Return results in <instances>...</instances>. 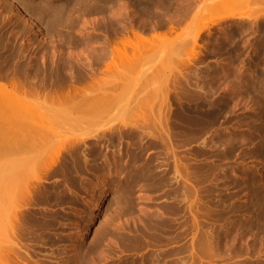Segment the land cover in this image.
<instances>
[{
  "label": "rangeland",
  "instance_id": "rangeland-1",
  "mask_svg": "<svg viewBox=\"0 0 264 264\" xmlns=\"http://www.w3.org/2000/svg\"><path fill=\"white\" fill-rule=\"evenodd\" d=\"M102 2L107 1L69 0L68 3V0H0V41L5 42V44L7 45L5 48L0 47V69L2 70V72L8 71V76L14 75L17 78L25 79L24 76L26 74L32 75L33 73H35L33 71L36 69V71H38L37 74L39 75V77H41L44 75L43 68H59L58 70L55 69L54 71H52V73L55 72L53 74L55 75V78L53 76V81H61V73L65 71V68H69V65L66 67L65 61L67 59H61V56H59L58 58L56 57V59L58 60L57 63L51 65L50 55L52 54L53 43L54 47L55 45H57L59 54L62 55V57H64V51L66 49L68 50L70 46V50L73 52L75 51L74 54L76 56H78V51L80 50V52L82 53V55H80L81 53L79 52L80 56L86 54L87 56L89 55V59H92L96 54H92L89 51V48L96 49L97 47L100 48V46L91 44L94 41L89 42L88 45L85 46L84 42L81 41L83 33L84 35L94 34L96 32H99L100 29V32L103 31L102 33H111L119 30L121 33L124 32V30L116 28L120 21H123L124 19L119 20L110 17L112 18L111 20L109 17H107L110 19L108 20L107 18L103 19L101 17L102 12L101 10H99V8H97L96 4H100ZM179 2V0H175V4L173 6L171 5V7H168V5L167 7L165 5H161L160 7L157 6L158 8H152L151 10L153 12L150 10L151 13L155 14V9H167L166 11L168 12V15L170 13L169 10H172L171 13L173 14L171 15L177 14L176 16H173L171 18L174 19L175 22L173 20L171 21L170 19L166 20L165 23L163 21V24L161 25L159 21L151 19V24L157 22V24L159 23L160 25H156L155 29H145V32L141 30L142 25H132V28L134 26V30L139 33H151L152 35L153 32L155 33L159 31L161 34L157 36L150 35L153 38L150 37L151 40H149L148 38L147 41L145 40L143 41V43L141 42V44L140 42H133L134 44H129L130 46L127 45V47H123L124 45L121 47V45L118 44L120 48V52H118L120 54L118 53V56H115V53L117 54V52H115L114 56L112 57L113 61L111 60L112 62H114L115 60V64L117 63V65L115 66L116 68H105L104 66L106 65V63L102 60H100L98 63L95 62V65L102 67L99 73H101L103 80H112L116 84V88L111 90V93H109V97L101 99V101H103V103L107 105V108L103 111L102 114L98 116V123H89L84 120L85 123H80L81 125L78 127L75 126L76 128L73 131L69 130L67 127L60 128L59 126L57 130L60 129L61 134L65 136H69L72 133L81 135L90 131H94L102 123L109 122L114 119L125 118L127 122H130L133 120L134 116H137V113H139V115L140 113H144L145 115L150 117L149 114L150 112H152L150 110L152 104L154 106L152 116L156 117L159 112V108L162 110L161 113L165 111L164 108H166V106L163 102V90L166 84V75L169 72H171V74L173 73V76L174 72H177L178 75V69L182 66V64L180 63L181 60L179 59L183 56H187L191 51L192 46L190 43H188V41L191 42L190 39L191 37H193L197 30V26H195L189 18L190 15H188L186 19H179V17L181 16V14L179 13ZM64 4H66L65 9L62 8ZM227 4L229 6L224 5L222 7L220 6L217 9L210 8L208 10L209 5L207 6V9L206 6L203 7V11L199 14L210 16V23L207 22L210 26H208L203 31L202 35L198 38V42L200 44L198 43V45H196V48L198 49V47L200 46L199 49L201 48L200 50L202 51L201 55L204 52L203 55L205 57L203 55H199L198 57L203 58H195L194 60H192L193 62L190 63L191 65L189 66V68L183 70L184 74H179L178 76L174 77L172 76L173 78L171 77L172 79L168 81H170V84L173 82L172 84H175L177 87L179 85H182V83L186 81L184 77H187V81L189 80L188 82L192 84H194V82L196 81L199 82V84H202L206 81V79L199 76L198 78L196 77L195 70L197 68H209V66L211 68V65L213 68H232L233 74L229 76L227 74L224 75L220 70L217 72L220 76L223 75L221 76L223 78L219 76L220 80L218 77V81L216 79V81L214 80V82L215 84H219L223 87L229 81L228 78L232 77L231 79H234L235 75L236 79L238 78L237 74L235 73L240 71L239 69L243 70V72L249 71V91L247 92V94H245L244 99H241L239 101L240 103L238 105L229 108V112L225 113L227 121L222 124V126H228L229 129H233V126L239 125V129L241 131H246V128L249 124V122H247V119H249L248 113L250 112L249 107L251 103L254 102L253 100L257 101V109H260V107H264V97L262 100H260L257 94V88L259 85L261 86L260 90L264 91V46H262L260 50L256 51L258 53L254 51L255 49L252 48L250 44H247L245 46L246 39L255 41L261 36L263 37L264 32L259 31V36V32H248V30H246V26L249 25V21L251 20L259 21L262 25H264V0H232ZM84 5H86L87 7V9L85 10L83 9ZM174 9L175 11H173ZM60 13L62 14V16L60 15ZM241 15H244V17ZM67 16H69L70 18V21H68L70 22L68 26H66L67 24H63L54 25L53 27H51V23L53 21L57 22V20H59L60 18H67ZM33 17L37 18L40 24L44 27V32L36 30V27L32 22ZM211 17H214L213 19H215L216 17L217 18L211 23ZM219 17L223 19L220 20ZM133 19H135L134 21L139 20L138 17ZM180 23H182L181 25L183 27L180 26ZM189 23H191V25ZM64 26H66V28L70 32L67 31ZM69 26L72 30L69 29ZM173 27H175L176 30ZM78 28L80 29V31ZM97 28L99 30H96ZM209 28L210 30H208ZM230 31L232 32V34L230 33ZM66 32H69V35L66 34ZM126 32L127 31H125V34H128V32ZM130 32L129 34H131L132 37V33ZM257 35L259 38H257ZM64 36H66L67 38ZM74 36L77 37V41H75L76 37ZM72 37H74V41L72 40ZM127 37L128 36H126V38ZM219 37H227L225 41L227 43L224 42L222 45L220 44L218 46H215V48L211 50L210 47H212L213 45H211L210 42ZM221 39H218L219 42L221 41ZM66 40L68 41L66 42ZM62 41L68 43L66 44L67 46L64 45V47L61 44ZM117 41V39L113 41V47L116 45ZM77 42L78 44H76ZM133 46L135 47V49ZM82 48H84V50ZM42 53H44L47 57L46 62H43L41 59ZM209 57L215 58V61L208 62L206 64ZM203 63H205V65ZM79 65L80 63L75 64L73 68L75 67L76 70L73 71H80ZM253 78H257L254 79L258 81L257 84L253 83ZM173 79L176 80L174 81ZM251 79L253 82L251 81ZM39 80H48V78H39ZM136 86H138V88ZM251 89L255 91L253 92V90ZM249 94H252V100L250 104L246 101V98L250 99ZM2 98V95H0V104L4 102ZM27 98L28 100H25L24 102H27L29 106H32L34 107V109H36V112H34L36 120H39V112L42 111L45 114L50 112V99L45 101L43 103L44 105L40 107L38 104H34L36 102L33 101L34 98L32 96L28 95ZM19 101L20 100H11L10 104L6 107L16 109L18 108V105L20 108L22 105L20 106ZM61 103L67 104L68 101L63 99ZM233 103L234 102H230L229 105L231 106ZM178 105L179 101H173V103L171 104V109H168V112L165 111V114L167 113L169 116L173 117L177 112V110L173 109H177ZM165 114L160 115H164L162 117H165L167 115ZM82 117H85V115H83ZM240 118L242 120L245 119L244 122H240L238 120ZM29 121L32 122L31 120ZM34 125L36 124L34 123ZM144 127L145 130H151L152 134L148 135V132H145L143 142H139L135 137H133V133L132 131H130V126L125 127L123 125L119 130V132H123L120 138L118 135V131H116L117 134L115 136H112V134H110L108 130L101 134V136L99 135L96 138H88L86 140V143L82 144L80 148H78V150L76 149L77 152H75L74 155L72 153L73 156L66 160L72 162L76 157H78V152H80L81 149L87 151L88 156L90 155L89 160L91 161H89V164L91 166L89 168L88 164L86 167L80 168V175L78 174L79 178L81 177L80 179L83 178L82 180H84L85 178V180L83 181L84 183H80L77 180L75 181V179L68 178L70 182L67 180V183L70 184L66 185L65 190L62 191V193L64 192L66 194L63 193L64 195H60V198L59 196H57V189L53 190V186L57 181L65 180V176L63 174H51L47 178L45 177L39 180L36 178L34 179L36 183H40L43 186L50 188L52 191H55L54 197L50 198L47 201H42V199H40L42 196H38V199L40 200L37 199V202L21 208L23 213H26V216H24L22 213V218L25 220L27 215H31L29 214L30 212L32 213V215L34 213V215L38 216L39 218L42 214H44L45 216L47 215L46 220L50 223L46 227V231L34 225L32 228L33 230L31 229V231H29V236L27 235L29 234V232L27 231V225L25 227V224H22L24 227H21L22 230H20L19 233V238H21V240H17L18 243L20 242V244H18L20 247L18 245L17 247L19 248L18 251L20 252V254H18L20 256L22 254L23 258L19 257V259H25V262L27 261V263L31 264H66V262L69 261L68 256H71V253L68 250L73 249L71 248V246H69L71 245L69 237L71 236V233L73 232L77 224L84 233V237L81 240L82 242H79L81 244L83 252L82 255L84 258L82 264H196L197 261H195V259L191 255L190 242L192 240L193 234L194 237H196L199 233V235H201V230L200 232L198 231V233L195 230L189 229L186 235H181L180 227H175L174 224L176 222L174 221L183 219L180 217L179 213L177 214L178 216L176 215V209L173 206V201L178 195V190L181 187L178 185L182 183V179L179 178L178 182L173 174L175 164H178L181 171L183 172L187 170V168L193 166L195 163L203 161L201 155H199L198 153L202 138L191 140L189 138L190 135L187 132L183 131L184 129H178V132L176 134L174 132V128H170L169 131L172 138L171 140L165 142L161 139V136L159 134L161 130L157 126L145 125ZM36 130H38L37 126L35 127L32 125L30 131ZM115 133H113V135ZM259 136L260 135H258V138ZM210 137V132L205 133L203 136V138L208 139ZM258 138H255V140H253V142H255L254 144L250 143L249 141L238 144L239 146L237 145L236 148L232 150L234 153L232 152L231 155L228 154L227 158L225 157L221 162L222 165H220L219 167H227L228 172L230 171V169L236 168L234 173L232 172V180L228 178L229 181H227L228 179H226L214 182V179H212V177H207L204 183L201 182L207 189L205 188V191L201 193L205 200L200 195L201 202H199V200L197 201V205H199V203L201 204L199 205V209L201 210H197V215H199V222L201 221L200 223H206L208 225L209 223H215L213 222V220L215 219L214 214L218 215V212H221V210L213 209V206H211V204L214 205L215 202H221L220 204H222V201H219V199L221 198L225 202L224 204H226L229 209H226V211L222 213V216L225 218L227 217V215L232 214V210L235 206L233 201L235 202V204H239L241 201L248 197L246 192L248 190L251 191L250 185L251 181L253 180L252 175L255 174L259 177H264V157L262 156V154L254 153L252 150L255 146H258L257 142L259 143L260 140V138L259 140ZM114 141H116V144L114 143ZM129 141L133 143L129 145ZM118 147L121 151L118 149ZM113 148L116 149L114 150ZM221 148L224 149L223 147ZM47 150H49V148L36 147L31 151V153L32 155L39 154ZM118 151H120V154L117 153ZM115 154H119L117 156V159L118 161L120 160V163L118 162V165L121 168L118 174L109 173L107 168L101 166L104 165V162L108 164L110 161H112V158L116 156ZM120 155L122 156L121 158H119ZM106 157L109 160L106 159ZM91 162H93V164ZM216 162L220 163L218 161ZM33 163H35L34 160L23 162L24 166L25 164L29 165ZM105 169L106 171L104 172ZM239 169L248 170L250 177H246L248 178L246 180L247 183L243 182L242 177L245 174L240 172ZM236 171L239 172L236 173ZM101 172H103L105 177H109L100 180L99 175ZM103 174L101 173V175ZM211 179L212 181L210 183L209 181ZM230 180L232 182H230ZM234 180L237 184L233 182ZM212 182L215 186L212 185ZM217 187L219 188L216 189ZM69 188L72 192L69 191ZM103 189L105 191L104 194H102ZM213 190L216 191L214 192ZM219 191H221L222 193ZM210 193H213L214 195H212L214 197ZM115 194L117 196H114ZM102 195L103 199L101 198ZM188 199L189 198L184 200L185 204H188L189 200H191ZM202 199L207 203H202ZM207 199L209 201H207ZM98 201L100 203V207L94 208L96 202ZM208 202L210 204H208ZM172 217L174 219L176 218V220L170 219ZM234 217L235 216H232V218ZM206 218L209 219L207 220ZM212 218L214 219L212 220ZM167 219H169V221L171 220L170 225H173L172 227L168 224L169 221ZM210 219L211 221L208 222ZM219 220H216V222ZM166 221L168 222L166 223ZM23 228L26 229V233L24 232ZM21 233H23L22 236L20 235ZM24 233L27 237L24 236ZM263 233L262 231H257V233L253 235L249 234V236H247L248 240H250L249 242L253 243L251 245L252 248L249 250L247 249V251L238 248L239 244L233 245L228 243L226 244L224 242L221 245L222 248L220 247L222 249L221 254L216 255L213 258L204 254L202 256V264H248L250 261L252 263L256 262L257 264H264V238L261 239V237L259 239L260 234L261 236H263ZM253 237H257L256 240ZM261 240L263 241V243ZM200 248L201 246L197 249L201 251ZM231 249L233 251H230ZM203 251L204 249L202 248V252Z\"/></svg>",
  "mask_w": 264,
  "mask_h": 264
},
{
  "label": "bare ground",
  "instance_id": "bare-ground-1",
  "mask_svg": "<svg viewBox=\"0 0 264 264\" xmlns=\"http://www.w3.org/2000/svg\"><path fill=\"white\" fill-rule=\"evenodd\" d=\"M106 1L107 2H102L100 4H96L97 8H99V10H101V12H102L101 17L103 19L107 18V17H109V18L113 17V18L119 19V20L124 19L123 21H120V23L118 21L119 26L117 25L116 28L124 30L123 34L125 33V31H127L128 33L131 31L130 33H132V37H130V36H128L127 38L122 37L121 40H118L116 42V45L114 47H113V45L112 46L110 45V47H104V48L110 49V50L108 49L107 52L102 51L101 53L97 54L95 52L98 50L97 48H99V47H97L96 49L95 48H93V49L89 48V51L92 54H94V53L96 54L93 58L91 57L92 59H89V57H88L89 55L87 56L84 53H83L84 54L83 56H80V55H82L80 50L79 51L76 50V51H78L79 57L76 56L74 54L75 51L74 52L71 51L69 45H68L69 46L68 50H70V51H68L66 49L67 51L66 50L64 51V55H63L64 57H62V55L59 54V49H57V45H55V47H54V43L51 41L53 43V44L51 43L53 45L52 54L50 55L51 65L57 63L58 60L56 59V57L58 58L59 56H61V59H64V60L67 59L65 61L66 67L69 65V68H65V71H63L61 73V76H60L61 81H58V82L53 81V76L55 78V75H53V74L55 72L52 73V71H54L55 69L58 70L59 68H43L44 75L41 77H39V75L37 74L38 71H36L37 70L36 69L33 71L35 73H33L32 75L26 74L24 76L25 79L17 78L14 75L8 76V71L2 72V70L0 69L1 70V73H0V95H2V97H3L2 99L4 100V102L2 104H0V264H31V263H27V261L25 262L24 261L25 259L24 260H22L21 258L19 259V257H22V254H21V256L19 255L20 252L18 251L19 248L17 247V245L20 244V242L18 243L17 240L18 241L21 240V238H19L20 230H22L21 227H24V226L26 227V225H27V231L28 232L31 231V229L33 228L34 225L45 230L46 227L50 223L46 220L47 215L45 216L44 214H42L41 217L39 218L38 216H35L34 213L32 215V213L30 212L29 214H31V215H27L25 220L22 218L23 211L21 208L28 206V205H31L32 203H35L40 199H42V201H47L50 198L54 197L55 191H52L50 188H47L46 186H43L40 183H36L34 181V179L36 178L39 180V179H43L45 177L47 178L51 174H63L65 176V180L64 181H57L55 183V185L53 186V188H54L53 190L57 189V196H59V198H60L61 197L60 195L66 194L64 192H63L64 193L63 194L62 191L65 190L66 185L70 184V183H67L69 181L68 178L75 179V181L77 180L80 183H82L85 180V178H84V180H82L83 178L80 179L81 177L79 178L78 174L80 175V173H79L80 168L86 167L90 163L89 161H91V160H89L90 155L88 156L87 151H84L83 149H81V151L79 150L80 152H78V157H76L75 159L73 158L74 161L71 162V161H66V160H68V158L73 156L74 153L77 152L78 148H80V146L82 144L86 143V140L88 138H90V137L96 138L99 135L101 136V134H103L106 130H108L109 133L112 134V136H115L117 134L116 131H118V135L120 138L122 136V133H123V132L122 133L119 132V130L122 128V125L125 127L130 126V128H131L130 131H132L133 137H135L137 139V141H139V142H143L145 132H148V135L152 134L151 130H145L144 129L145 125L157 126L161 130V132L159 133L161 136V139L164 140L165 142L171 140V138H172L171 133L169 131L170 128H174V132L176 134L178 132V129H184L183 131L187 132L190 135V137L189 136L188 137L191 140L202 138V142H201V145L199 146L198 153H199V155H201L203 161L195 163L193 166H191L190 168H187V170H185L183 172L181 171L178 164H175L174 174H173L176 180H178L179 178L182 179V183L181 184L179 183L180 185H178L181 187L178 190L179 192L177 191L178 195L176 196L175 200L173 201L174 202L173 206L176 209V215L179 213L180 217L183 218V219H180L179 221L177 220L178 222L174 221V222H176L174 225H175V227H180V232H181L180 234L181 235H186V233L189 229L195 230L196 232H198V231L200 232V230H201V235H199L200 233L198 232L199 233L197 235L198 237L197 236L194 237V234H193L192 240L190 242L191 255L193 256L195 261H197L196 264L197 263H199V264L203 263L202 256L204 254H206L212 258L215 257L216 255H220L221 251H222L221 245L224 242L226 244L228 243V244H233V245L239 244L238 248H240L241 250L247 251V249L248 250L251 249L252 248L251 245L253 243L249 242L250 240H248L247 236H249V234L253 235V234L257 233V231H262V233L264 231V177L262 178V177L255 175V174L252 175L253 180L251 181V185H250L251 191L248 190L246 192L248 197L246 199H244L243 201H241L239 204H237V203L235 204V202L233 201V203L235 205L233 210H232L233 213L230 215H227V217L224 218L222 216V213L225 212L226 209H228L226 204H224L225 202L223 201L222 198L219 199V201L220 200L222 201V204H220L221 202H215L214 200H213L215 202V203L213 202L214 205L211 204V206H213V209L221 210V212H218V215H215L213 213L215 216L214 217L215 219L212 218V220L214 219L213 222H215V223H212V224L209 223V225L206 223L202 224V223H200L201 221L199 222V219H198L199 215H197V210H201V209H199L200 208L199 205H201V204L199 203V205H197V203H198L197 201L199 200V202H201L200 201V197L202 196L201 193H203L205 191V188H206L205 185L202 184L201 182L204 183V181H206L205 179L207 177H212V179H214V182H217L218 180H226L228 178L233 179L232 175H233L234 171L236 170V168L235 169L232 168L228 172L227 167H225V166L219 167V166L222 165L221 162L223 161V159L225 157L227 158L228 154L231 155V153L233 152L232 150H234L238 144H240V143L242 144L243 142H246V141H249L250 143L254 144L255 142H253V140H255V138H258V135H260L259 136L260 140L258 138L259 143L257 142L258 146H255L252 150L254 153L262 154V156L264 157V107L263 108L260 107V109H257V107H256L257 101L256 100H253L254 102H252L250 107H249V110H250V112L248 113L249 119H247V122H249V124H248V127L246 128L247 129L246 131H243V130L241 131L239 129V125L233 126V129H229L228 126H224V125L222 126V124L227 121L225 113L229 112L230 107H235L236 105H238L240 103L239 101L241 99H244L245 94H247V92L249 91L248 87H250V86L248 85V83L250 84V79H248V77L250 76V74H249L250 72L249 71L243 72V70L239 69L240 71L235 73V74H237L238 78L236 79V75H235L234 79H231L232 77L228 78L229 81L227 80L228 82L223 87L219 84H215V82H214V80L216 81V79L218 81V77L220 76L217 72L220 70L221 72H223L224 75L227 74L229 76V75L233 74L232 68H213V67L210 68V66H209V68H206V67L205 68H197L195 70L196 77L198 78V76H199V77L206 79V81L203 82L202 84H199V82H197V81L194 82V84H192V83L188 82L189 80L187 81V77H184L186 79V81L183 82L182 85H179L177 87L175 84H172L173 83L172 81H171L172 82L171 84H170V81H168V80L172 79L174 76H178L179 74L180 75L184 74L183 70L186 68H189V66L191 65L190 63L193 62L192 60H194L195 58L197 59V57L199 55H201L202 51L200 50L201 48L199 49L200 46L198 47V49L196 48V45H198V43H199L198 38L202 35L203 31L208 26H210L207 23L210 21V16L199 14L200 12L203 11V9H204L203 7L206 6V9L209 7L208 10L210 8L217 9L220 6L221 7L224 5L229 6L227 3H230V1H232V0H183V1L179 0L180 1L179 2L180 3L179 13L181 14V16H180L181 18L178 16L179 19H182V18L186 19L187 16L190 15L189 18L192 21V23L195 26H197V30H196L195 34L193 35V37H191V39H190L191 42H189L187 40L188 43L191 44L192 48H191V51L189 52V54L187 56H185V57L183 56L179 59V60H181L180 63L182 64V66L178 69V75H177V72H174V76H173V73L171 74V72L167 73V75H166V84H165L164 90H163V93H164L163 102H164V105L166 106V108H164L165 111L168 112L169 111L168 109H171V104L173 103V101H175V100L179 101L178 108L173 109V110H177V112L174 114L173 117L169 116L166 113L168 115L167 116L165 114V111L163 113H161L162 110L160 108L158 110L159 112L156 115V117L152 116L153 111H154V106L152 104L151 108H150V110L152 112H150V114H149L150 117H148L144 113L143 114L140 113V115H139V113H137V116H134L133 120L130 122H127L125 120V118L114 119L112 121L102 123L94 131H90V132H87V133H84L81 135H77L75 133H72L69 136H65V135L60 133V129L57 130V128L59 126H60V128L67 127L69 130L73 131L76 127L80 126L83 122L85 123V121L89 122V123H92V122L98 123V121H99L98 116L100 114H102L103 111L107 108V105H105L103 103V101H101V99L109 97V93H111V90L116 88V84L114 83V81H112V80L108 81L105 79H104L105 81L103 80L101 73H99V70H97L96 66H98V65H95V62L98 63L100 60H102V61L108 60V61H104L106 63V65L104 64L105 65L104 67L105 68H116L115 66L117 65V63L115 64V60H114V62H112L113 61L112 57L114 56L115 52H117V54L115 53V56H118V53L120 52L119 51L120 48H119L118 44H120L121 47L123 45H124L123 47H125V46L127 47V45H129V44L131 45L133 42L134 43L140 42V44H141V42L143 43V41H145V40L147 41L148 38H149V40H151L150 39L151 36H157V35L161 34L157 30L159 33L153 32L152 35L150 34L151 36L149 35V37H147V36H144L145 34L143 35V33L136 32L134 30V26L132 28V25H133L132 23L133 22L135 23V21H134L135 19H133V18L138 17L139 20H136V21L142 22V24L143 23H146V24L150 23L151 24L152 22H150V21L155 20V21H159V23H161V25H162L163 21L165 23L166 20H170L173 16L177 15V14L171 15V14H173V13H171L172 10H169L170 13L168 15L167 14L168 12L166 11L167 9L166 10L155 9V11H154L155 14L151 13V11H152L151 9L154 7H157V6H159V7L161 5H165L166 7H167V5H168V7H171V5L173 6L175 4L174 3L175 0H106ZM68 3H69V0H68ZM65 7H66V4H64V6L62 8L65 9ZM175 7H178V6H175ZM83 9L84 10L87 9L86 5H84ZM168 9H170V8H168ZM173 11H175V9ZM60 15L62 16L61 13H60ZM155 16H159V17H155ZM241 16L244 17V15H241ZM109 18H107V19L112 20V18H110V19ZM212 19H211V23H212V21L215 20V19H213V20ZM221 19H223V18H220V20ZM172 20L174 21V19H171V21ZM68 21H70L69 16H67V18L62 17L59 20H57V22L53 21L51 23L52 24L51 27H53L54 25H63V24H67L66 26H68V24L70 23ZM32 22L34 23L37 31L44 32V27L40 24V22L38 21L37 18L33 17ZM99 22H100V20H99ZM159 23L157 24V22H156V23L151 24V27L149 29H151V28L155 29L156 25H160ZM84 24H85V22H84ZM171 24H172V22H171ZM181 24L182 23H180V26H182ZM185 24H187V23H185ZM189 24L191 25V23H189ZM143 25L142 26H141V24L138 25V26L142 27V29L140 28L141 30L144 31L145 29H148V28H145ZM190 25H188V26H190ZM66 26H64V27L66 28ZM107 26H108V23H107ZM170 27H172V26H170ZM185 27H186V25H185ZM173 28L175 29V27H173ZM59 29H63V28H59ZM69 29H71V27ZM96 30H99V29L97 28ZM96 30H95V32H96ZM100 30H99V32H100ZM208 30H210V28ZM246 30H248V32L252 31L253 33H256L259 31L264 32V25H262L259 21L251 20V21H249V25L246 26ZM67 31H69V30L67 29ZM79 31H80V29H79ZM69 32H66V34L69 35ZM118 32H120V30L116 31L114 33H118ZM252 32H250V33H252ZM230 33L232 34L231 31H230ZM83 35H84V33H83ZM106 35H108V34L106 33ZM76 36H74V37H76ZM86 36L87 37H85V38L82 37V40H81L82 42H84L85 46H87L89 42L94 41L93 37L90 34H87ZM259 36H260V32H259ZM64 37H66V36H64ZM74 37H72V40ZM77 37H76L75 41H77ZM151 38H153V37H151ZM219 38L221 39L222 37H219ZM219 38H215L214 41L210 42L211 45H213L210 48L213 49V48H215V46H218L220 44L222 45L227 39V37H223L221 39V41L219 42V40H218ZM229 38H228V40H229ZM257 38H259L258 35H257ZM68 40H66V42ZM110 40H112V39H110ZM230 41H231V39H230ZM66 42L62 41L61 44L63 46L64 45L67 46L66 44H68V43H66ZM94 42L97 43V41H94ZM73 43H75V42H73ZM93 43H91V44H93ZM225 43H227V42H225ZM76 44H78V42ZM247 44H250L252 46V48L255 49L254 50L255 52L260 50V48L262 46H264V34H263V37L261 36L259 39L255 40V41H250L249 39H246L245 40V46ZM6 46L7 45L5 44V42L0 41V47L1 48H5ZM79 46H80V44H79ZM81 46H82V44H81ZM136 46H137V44H136ZM133 47H132V49H133ZM82 49L84 50V48H82ZM134 49H135V47H134ZM122 50H123V48H122ZM203 50H205V49H203ZM256 53H258V52H256ZM121 54H122V52H121ZM203 54H204V52L202 53V55ZM85 55H86V57H85ZM46 58H47L46 55L44 53H42L41 59L43 62H46ZM95 58L97 59V61H93V59H95ZM114 58H117V57H114ZM199 58L200 57H198V59ZM201 58H203V57H201ZM225 62H226V60H225ZM79 63H80V65H79L80 71H78V70L73 71V70H76L75 67L73 68V66H75V64H79ZM222 66H224V65H222ZM106 71H108V70H106ZM221 76H223V75H221ZM220 77H219V80H220ZM39 78H48V80H39ZM221 78H223V77H221ZM1 79H3V80H1ZM254 79H257V78H253L254 82L252 81V79H251V81L253 83L257 84L258 81L254 80ZM104 82H106V83H104ZM137 85H138V82H137ZM136 87L138 88V86H136ZM257 89H258L257 94H258L260 100H262L264 97V91L260 90L261 89L260 85L258 86ZM251 90H253V89H251ZM254 91L255 90H253V92ZM28 95L32 96L34 98L33 101L36 102L34 104H38L40 107L44 105L43 103L45 101L50 99L51 100V106L49 107L51 109L50 112L47 114L43 113L42 111L39 112V116H38L39 120H36V117L34 116V114H35L34 112H36V109H34V107H32V106H29V104L27 102L26 103L24 102L25 100H28V98H27ZM249 95H250V99L246 98V101L249 102V104H250V102L252 100V94H249ZM256 98H257V96H256ZM63 99L67 100L68 103L67 104L61 103V101ZM11 100H16V101L20 100L19 103H20V106L21 105L22 106L19 108V106L17 105L18 108H16V109H11V108L6 107L10 104ZM230 102H234V103L230 106L229 105ZM32 108L34 109V111ZM159 113L165 114L166 116L162 117L164 115H160ZM171 114H173V113H171ZM83 115H85V117H82ZM28 119L31 120L32 122H30ZM238 120L240 122H244L245 119L242 120L240 118ZM33 121L36 125H34ZM32 125L35 127L37 126L38 130L30 131V128ZM171 131H172V129H171ZM208 132H210L211 137L209 139L203 138L204 134L208 133ZM113 133H115V134L113 135ZM177 136H179V135H177ZM116 141H114V143ZM128 143L130 145L133 142L129 141ZM36 147L37 148L38 147H45V148H49V150H47L43 153L32 155L31 151ZM221 147H223L224 149H222ZM118 149H119V147H118ZM120 151H118L117 153H119ZM72 153H73V155H72ZM115 155L116 156H114V157L111 155L113 157L112 158L113 160L111 159L112 161H110L108 164L104 162V165H101V163H100V165L107 168L109 173H117L118 174L120 172V168H121L118 165V162L120 160L118 161V159H117L118 155L117 154H115ZM121 155L119 158L122 157ZM106 159H108V158L106 157ZM29 160H34L35 163L29 164V165L25 164V166H24L23 162L24 161L27 162ZM216 161H218L220 163H217ZM100 162H101V160H100ZM91 163L93 164V162H91ZM142 163H144V162H142ZM90 166L91 165L89 164L88 167L90 168ZM121 166H122V164H121ZM89 168H87V169H89ZM105 171H106V169L104 170V172ZM239 171L242 172L243 174H245L242 178H243V182L247 183L246 180L248 178H246V177L249 176L248 170L247 169L246 170H240L239 169ZM239 171H236V173ZM98 173H97V175H98ZM101 173L103 174V172H101ZM101 173L99 175L100 180L109 177V176L105 177L104 174L101 175ZM83 176H84V174H83ZM212 179L210 181L209 180L208 181L211 183ZM229 179L227 181H229ZM231 180H230V182H232ZM178 182H179V180H178ZM233 182L236 183L235 180ZM210 183H209V185H210ZM212 185H214L213 182H212ZM219 187H217L216 189H218ZM103 188H105V187H103ZM69 191H71V189ZM104 192L105 191L103 189L102 194H104ZM219 192H221V191H219ZM226 195H228V194H226ZM38 196H40V197L42 196V197L40 199H38ZM114 196H117V195L115 194ZM224 196H225V194H224ZM101 198L103 199V195ZM187 198H189L191 200L188 199L189 203L185 204L184 200H186ZM202 198H203V196H202ZM226 198H228V197H226ZM204 200L202 201V203L205 202ZM207 201H209V200L207 199ZM205 203H207V202H205ZM208 204H210V203L208 202ZM227 205H229V204H227ZM98 207H100L99 201L96 202L94 208H98ZM232 207H233V205H232ZM169 211H167V212H169ZM24 212H26V211H24ZM209 212H207V213H209ZM25 214L26 213H23L24 216H26ZM232 216H235V217L232 218ZM212 217H213V215H212ZM210 218H211V215H210ZM170 219H174V218L172 217ZM167 220L169 221V219H167ZM174 220H176V218ZM216 220H219V221L216 222ZM168 221H166V223ZM170 221L168 222L169 225H170ZM210 221H211V219L208 222H210ZM23 223L25 224L24 226L22 225ZM172 223H173V221H172ZM170 226L172 227L173 225H170ZM79 228L80 227H78V225L76 224L75 229L73 230V232L71 233V236L69 237L70 243H71V245H69V246H71V248H73V249L68 250L71 253L70 254L71 256H68V260H69V261H67L68 264H82V262L84 260L83 255H82L83 252H82L81 244L79 243L83 239L84 233L82 232V229L80 228L81 229L80 230ZM170 229H172V228H170ZM23 230L26 233V229L23 228ZM165 231H167V230H165ZM22 234L23 233H21L20 235L22 236ZM27 235L29 236L30 232ZM24 236H26V234ZM34 236H35V234H34ZM34 236H32V237H34ZM256 238H254V239L256 240ZM260 238L261 239L264 238V233H263V236H261V234H260L259 239ZM100 239H102V238H100ZM262 243H263V241H262ZM196 244H197V246L199 244V246L197 247ZM200 246H201V248H200L201 251L197 249ZM202 248L204 249L203 252H202ZM230 251H233V250L231 249ZM26 253H27V251H26ZM224 257H225V255H224ZM67 262H66V264H67ZM248 264H257V263L256 262L252 263L250 261Z\"/></svg>",
  "mask_w": 264,
  "mask_h": 264
},
{
  "label": "flooded vegetation",
  "instance_id": "flooded-vegetation-1",
  "mask_svg": "<svg viewBox=\"0 0 264 264\" xmlns=\"http://www.w3.org/2000/svg\"><path fill=\"white\" fill-rule=\"evenodd\" d=\"M141 24V25H143L145 28H150L151 27V24L150 23H148V24H146V23H143L142 24V22H139V21H135V23L133 22L132 24L133 25H136V26H138L139 24ZM138 24V25H137ZM146 25V26H145ZM98 32H96V33H94V34H90L92 37H93V39H94V41H97V43L96 42H94L93 43V45H98V46H100L101 48H99L95 53H97V54H99V53H101L102 51H104V52H107V50L109 49H107V48H104V47H110V45L112 46L113 45V41L115 40V39H117V40H121L122 39V37H126V36H130L131 37V34H123V33H114V32H111V33H107L108 35H106V33H102V32H99L98 34H97ZM117 34V35H116ZM122 34H123V36H122ZM151 34V33H150ZM150 34H148V33H145V35L144 36H149ZM125 35V36H124ZM83 36V38H85V37H87L86 35H82ZM109 37V38H108ZM105 38V39H104ZM121 38V39H120ZM110 39H112V40H110ZM110 40V41H109ZM99 43V44H98ZM101 43V44H100ZM212 49V48H211ZM106 50V51H105ZM110 50V49H109ZM103 52V53H104ZM93 61H97V59L95 58V59H93ZM104 61H108V60H104ZM215 61V58H213V57H209L208 58V60H207V63L208 62H214ZM206 63V64H207ZM204 65H205V63H203ZM202 65V64H201ZM97 67V70H101V66H96ZM211 68H212V66H211Z\"/></svg>",
  "mask_w": 264,
  "mask_h": 264
}]
</instances>
